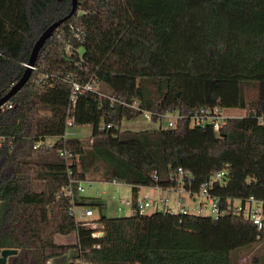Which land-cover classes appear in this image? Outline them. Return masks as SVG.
I'll return each instance as SVG.
<instances>
[{
    "label": "trees",
    "instance_id": "trees-1",
    "mask_svg": "<svg viewBox=\"0 0 264 264\" xmlns=\"http://www.w3.org/2000/svg\"><path fill=\"white\" fill-rule=\"evenodd\" d=\"M71 6L0 0V97ZM214 107L248 113L227 117L219 134L190 125V113ZM142 110L157 128H119ZM172 112L184 117L161 124ZM70 119L90 126L88 147L66 135ZM224 166L227 178L209 188L226 209L216 219L163 210L107 216L104 200L77 194L74 183L73 202L99 212L104 234L96 238L61 193L70 180L117 181L129 185L135 209L140 187L177 186L178 168L189 173L183 188L192 196ZM249 196L264 204V0H77L27 82L0 106V250H17L6 264H236L235 254L264 240V217L258 231L228 208L227 199ZM72 233L73 242L55 241Z\"/></svg>",
    "mask_w": 264,
    "mask_h": 264
},
{
    "label": "built area",
    "instance_id": "built-area-1",
    "mask_svg": "<svg viewBox=\"0 0 264 264\" xmlns=\"http://www.w3.org/2000/svg\"><path fill=\"white\" fill-rule=\"evenodd\" d=\"M74 90L80 89V86L76 83L73 84ZM82 88L84 89H92L93 87L90 84L84 85ZM133 108H137L136 103L129 105ZM221 107H214L209 109L201 108L199 110H195L189 114V122L191 126H209L212 130L219 134L221 128L224 126L226 122L227 116L222 113ZM152 112L148 110L140 111V115L144 118L150 119ZM164 116H168L167 125L173 126L177 119L183 118L184 116L181 115L179 112H172L167 113ZM163 116V117H164ZM67 125L70 127L72 126L71 119L68 120ZM108 127L110 125H107ZM90 137V134H89ZM59 154L64 157H69L70 155L66 151H60ZM228 176V172L226 167H221L215 171H213L208 178L200 185L199 190L195 192L196 195L202 196L205 201L203 203H199L197 206H194L191 210H188L183 203V199L180 200L182 197V193H186L189 196L190 191L183 188L184 180L187 177L190 179V175L187 171L178 168L175 174L174 179L177 182V186H168L162 189L166 191H175L176 196L174 200L170 202L168 197H159L156 199H152L149 196H145L141 199H137L135 209L132 208L131 199H117L116 209L120 210L121 205L128 206L131 208L132 212L137 210L140 213H144L145 210L149 207H156V210H163L168 211L171 214H178L182 213L185 214L186 212H195L199 214H204L211 216L212 218L216 219L218 216L223 214L226 209L221 208L219 204V198L215 195H212L209 191V188L212 186L214 182L222 181V179ZM156 179V176H154ZM173 179V176L171 177ZM75 183L76 186V193L79 195H84L85 186L84 184L87 183L89 188L93 186V181L91 180H78L73 181L70 180L66 186H64L61 190V193L65 196H69L71 198V204L69 206V214L74 218L75 221L79 222L82 228H86L91 230L92 237H100L104 234L103 224L97 220L94 216V211L90 207L76 205L73 200V184ZM111 184L121 185V183L117 181H111ZM161 188V187H159ZM117 192V190H115ZM96 195L98 196L99 191L96 190ZM183 198V197H182ZM235 201H238L239 204H235ZM227 204H230L228 208L235 214H239L250 220L259 231L262 227V220L264 217V204L262 200L256 199L252 196L247 197L244 200L239 198H229L227 199ZM99 244H95L94 247H99ZM75 264H89L86 262L78 261Z\"/></svg>",
    "mask_w": 264,
    "mask_h": 264
},
{
    "label": "rangeland",
    "instance_id": "rangeland-1",
    "mask_svg": "<svg viewBox=\"0 0 264 264\" xmlns=\"http://www.w3.org/2000/svg\"><path fill=\"white\" fill-rule=\"evenodd\" d=\"M245 92L248 99H251L255 95V89L252 85H246ZM222 113L227 116H245L248 113L247 109H237V108H223ZM168 116H164L161 124L167 123ZM159 126L158 121H153L148 118H144L142 116L133 117L130 119L122 118L119 128L121 130H133V131H139L144 129H152L157 128ZM90 126L83 125V126H72L67 127L66 129V135L67 136H76L80 138L82 141V144L84 147H88L90 142ZM55 141L54 137H47L46 142L51 143ZM227 178V177H226ZM93 186L89 188L88 184L85 183V192L84 195L89 196L93 195L95 196L96 190L99 191L98 197L103 199L105 202V207L103 209V213L107 216H128L132 213V210L128 206L121 205V209L117 210V199H131V190L129 185L121 184H111L110 182H102L95 180L93 181ZM43 184L40 181L34 182V188L36 190L42 189ZM117 190V192L115 191ZM138 199H141L144 195V193H150L151 197L159 198V197H168L170 199V202L174 199L175 193L173 191L167 192L165 190H159L157 188L143 186L140 187ZM182 197L184 198V205L188 210H191L194 206H197L199 203H203L205 199L200 195H192L189 196L186 193H182ZM153 199V198H152ZM235 204H239L238 201H235ZM156 210V207H149L145 210L144 213H151ZM95 215L98 216L99 212L95 210ZM76 236L75 234H69L67 236H56L55 241L65 243V242H73L75 241ZM73 255V251L69 252L68 255L65 257L58 258V261L66 262L69 257ZM258 259L257 262H253V259ZM233 260L236 262V264H262L264 260V240L257 242L254 246L247 250L239 251L235 256L233 257Z\"/></svg>",
    "mask_w": 264,
    "mask_h": 264
},
{
    "label": "water",
    "instance_id": "water-1",
    "mask_svg": "<svg viewBox=\"0 0 264 264\" xmlns=\"http://www.w3.org/2000/svg\"><path fill=\"white\" fill-rule=\"evenodd\" d=\"M72 6L70 12L64 16L63 18H60L56 21H54L52 24H50L36 39V41L33 44L28 63L26 64V67L21 75V77L9 88V90L0 97V106L4 104L11 96H13L28 80L31 70L33 69V65L35 62V59L37 57L38 51L40 50L41 46L45 42V40L51 36L52 32L56 28V26L61 23L64 19H66L71 13L74 11L76 6L77 0H71ZM16 249L12 248H4L0 250V264H6L7 257L9 255L15 254Z\"/></svg>",
    "mask_w": 264,
    "mask_h": 264
},
{
    "label": "crops",
    "instance_id": "crops-1",
    "mask_svg": "<svg viewBox=\"0 0 264 264\" xmlns=\"http://www.w3.org/2000/svg\"><path fill=\"white\" fill-rule=\"evenodd\" d=\"M153 188H157V189H159V190H164V189L159 188V187H153ZM139 191H141V190L139 189ZM139 191H138V194H139ZM165 191H166V190H165ZM167 192H171V191H167ZM173 192L175 193V196H174V199H175V197H177V196H176V192H175V191H173ZM145 196H149L150 198H155V197H151L150 193H144L143 197H145ZM143 197H142V198H143ZM137 199H138V196H137ZM174 199H173V200H174ZM181 199H183V203H184V198L180 197V200H181ZM183 203H182V204H183Z\"/></svg>",
    "mask_w": 264,
    "mask_h": 264
}]
</instances>
